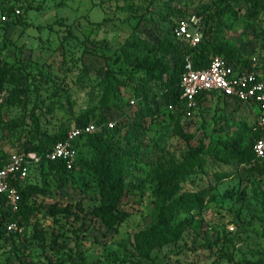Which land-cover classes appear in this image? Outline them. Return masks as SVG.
<instances>
[{
	"label": "rangeland",
	"instance_id": "374dc122",
	"mask_svg": "<svg viewBox=\"0 0 264 264\" xmlns=\"http://www.w3.org/2000/svg\"><path fill=\"white\" fill-rule=\"evenodd\" d=\"M217 1L0 2V66L5 64L13 79L0 96V155L23 149L26 142L36 144L41 136L66 133L85 113L95 126L92 135L74 142L68 172L54 174L39 164L31 169L29 182L41 189L24 196L23 206L32 210L28 224L14 223L15 232L0 226V264H264V176L219 158L224 143L248 139L264 126L247 105L214 94L191 111L153 104L139 123L138 137L129 142L130 110L136 115L144 110L131 104L130 89L120 85L116 98L131 114L108 110L113 128L98 121L107 89L113 93L107 77L139 83L123 57L126 48L136 39L155 45L174 21L188 20L204 5L223 7ZM258 1L252 14L250 0H236L234 13L212 23L218 28L215 39L243 67L255 64L264 78V0ZM28 6L33 9L26 12ZM19 16L21 25L4 26ZM100 134L102 140L96 138ZM109 144L126 153L112 168L123 179L121 208L129 216L114 228L92 214L101 203L97 154ZM189 149L201 151L203 165L194 168L192 182L180 193H197L200 200L170 221L176 237L143 257L137 237L156 222L155 172L180 162Z\"/></svg>",
	"mask_w": 264,
	"mask_h": 264
},
{
	"label": "trees",
	"instance_id": "16d2710c",
	"mask_svg": "<svg viewBox=\"0 0 264 264\" xmlns=\"http://www.w3.org/2000/svg\"><path fill=\"white\" fill-rule=\"evenodd\" d=\"M234 1L236 0H218L216 5L223 4V7L216 8L215 10H211L210 5H204L196 9V15L201 16L204 20L203 28L201 27L202 38L195 47L179 49V42L173 35L176 21L172 23L168 36L157 41L155 45L142 39H136L133 44L129 45L126 48L127 51L123 53V57L126 59L131 74L139 75V83L134 84L119 81L114 77H107L108 86L112 89L113 93H109L110 90L107 89L104 95V100L102 101L104 110L98 116L99 123L107 125L109 119L106 112L110 109L118 111L123 117L130 115V112H132L134 123L131 125V129L128 130L129 136L127 137V140L130 142L132 138L138 137V132L140 131L139 123L142 118L151 114L148 106L152 107L155 104L157 108H172V110L182 112L184 105L181 99L180 76L184 71L185 54L189 55L193 67L198 70L207 68L210 61L216 56L223 57L236 67H243L244 63L238 61L235 54L227 48V45L215 39V32L218 28H214L212 23L215 21L216 16L223 17L227 12L234 13L231 5ZM0 2L5 4V0H0ZM259 3L258 0H250L252 14H254V10L259 6ZM31 9L33 7L28 6L25 11L27 12ZM3 23L5 27L21 25L23 17L19 16L14 23L13 21ZM130 58H133L134 61H130ZM11 76L12 73L5 64L0 66V96L3 90L6 89V84L13 83ZM120 85L130 89L129 91L133 99L131 101L135 105L141 106L144 111L136 115L134 114L135 111L130 110L129 112L119 105L115 92L120 88ZM10 94H15V91H10ZM210 94L213 95V93ZM210 94L200 93L197 96V102L199 103L202 97ZM89 115V113H85L79 116L76 124L73 126L89 125ZM261 115L264 116L263 113ZM257 116L259 118L260 114ZM67 133L68 131L51 138L41 136L38 143L32 144L26 142L23 149L15 152H33L42 157L37 167L46 168L54 174L66 173L69 170L62 160L47 161L44 156L56 142L65 139ZM89 135H92V133L81 136L79 139ZM262 136H264V126L253 130L251 137L248 139L239 137L232 143H224L223 152L219 156L220 160L235 163L258 175L264 176V158H256L252 150L255 140ZM96 138L102 140V135H97ZM10 154L0 155V168L5 164ZM125 154V151L122 152L119 147L111 144L107 145L104 150L99 149L97 154L95 172H97L100 179L101 203L92 210V214L108 228H114L129 216V212L121 208L124 196L123 179L120 175H116L112 168V166L119 164L123 160L122 158ZM201 156V151L189 149L188 154L183 156L180 162L170 161L166 166L157 168L155 177L158 187L154 194L156 222L148 230L139 233L137 237L139 239L137 250L143 257H147L149 248L172 241L178 232L176 229L170 227V221L184 210V207L193 205L195 201L198 202L200 200L199 194L180 193V190L183 184L192 182L190 176L194 173V168L203 165ZM29 179L30 174L24 182L15 183L21 200L16 212H12L7 208L4 197L0 196V226H4L5 229L11 223H16L19 227L26 225L32 216V210L23 206V199L27 192L41 188L30 183Z\"/></svg>",
	"mask_w": 264,
	"mask_h": 264
},
{
	"label": "built area",
	"instance_id": "2783aa9c",
	"mask_svg": "<svg viewBox=\"0 0 264 264\" xmlns=\"http://www.w3.org/2000/svg\"><path fill=\"white\" fill-rule=\"evenodd\" d=\"M201 16H193L188 20L176 23L173 29L175 39L185 47H195L202 38ZM184 71L180 76L181 99L187 111L198 106L197 96L200 93H213L225 98L247 104L255 115H259L258 125H264V78L256 70V65L249 67L234 66L220 56L214 57L207 68L195 69L189 55L185 54ZM133 104V101H131ZM114 122L107 123L113 128ZM95 126H72L65 139L56 142L45 154L47 161L62 160L66 168L74 164V142L81 136L91 134ZM253 153L256 158H264V136L255 140ZM42 157L33 152H12L5 164L0 168V196L5 199L6 207L12 212L18 210L20 196L16 182H24L31 169L38 165ZM7 231L15 232L13 223L6 226Z\"/></svg>",
	"mask_w": 264,
	"mask_h": 264
}]
</instances>
